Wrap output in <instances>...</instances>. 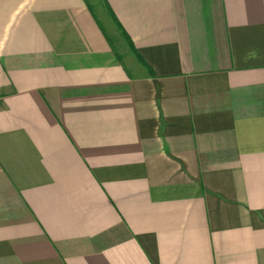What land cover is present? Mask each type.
I'll use <instances>...</instances> for the list:
<instances>
[{
	"label": "crops",
	"instance_id": "crops-1",
	"mask_svg": "<svg viewBox=\"0 0 264 264\" xmlns=\"http://www.w3.org/2000/svg\"><path fill=\"white\" fill-rule=\"evenodd\" d=\"M100 1L0 0V264H264V0Z\"/></svg>",
	"mask_w": 264,
	"mask_h": 264
},
{
	"label": "rangeland",
	"instance_id": "rangeland-1",
	"mask_svg": "<svg viewBox=\"0 0 264 264\" xmlns=\"http://www.w3.org/2000/svg\"><path fill=\"white\" fill-rule=\"evenodd\" d=\"M86 1L89 7L92 9V11L98 17V19H100L103 29L106 31L109 38L116 43L118 31L115 30V26L113 25L112 21L108 20L109 17L107 15V12L105 10L103 3L100 0H86ZM115 47H117L116 50L118 51V53L121 54V48L117 44H115ZM121 56L124 59L125 65L127 67H130L131 64L129 63L126 56L123 54H121Z\"/></svg>",
	"mask_w": 264,
	"mask_h": 264
},
{
	"label": "trees",
	"instance_id": "trees-1",
	"mask_svg": "<svg viewBox=\"0 0 264 264\" xmlns=\"http://www.w3.org/2000/svg\"><path fill=\"white\" fill-rule=\"evenodd\" d=\"M110 16H112V15L110 14Z\"/></svg>",
	"mask_w": 264,
	"mask_h": 264
}]
</instances>
